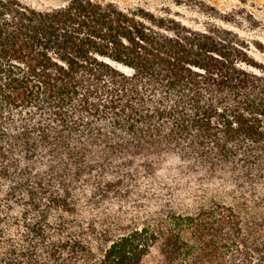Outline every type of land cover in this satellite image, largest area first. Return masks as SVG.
<instances>
[{"label": "trees", "instance_id": "obj_1", "mask_svg": "<svg viewBox=\"0 0 264 264\" xmlns=\"http://www.w3.org/2000/svg\"><path fill=\"white\" fill-rule=\"evenodd\" d=\"M210 11L0 0V264H264V44Z\"/></svg>", "mask_w": 264, "mask_h": 264}, {"label": "rangeland", "instance_id": "obj_2", "mask_svg": "<svg viewBox=\"0 0 264 264\" xmlns=\"http://www.w3.org/2000/svg\"><path fill=\"white\" fill-rule=\"evenodd\" d=\"M20 1L37 9H45L61 5L65 0ZM99 1L112 2L121 8L143 5L153 9L169 5L189 25H195L204 20H215L214 18L218 15L211 12L210 9L222 14L234 12L239 20H241V26L238 28L239 32L245 37L256 39L264 44V0H173L174 5L171 3L172 0Z\"/></svg>", "mask_w": 264, "mask_h": 264}]
</instances>
